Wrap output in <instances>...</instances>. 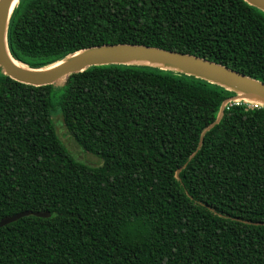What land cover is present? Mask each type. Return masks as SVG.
<instances>
[{
  "label": "trees",
  "instance_id": "16d2710c",
  "mask_svg": "<svg viewBox=\"0 0 264 264\" xmlns=\"http://www.w3.org/2000/svg\"><path fill=\"white\" fill-rule=\"evenodd\" d=\"M119 44L264 83V12L244 0H19L8 28L31 69ZM234 96L146 66L41 87L0 68V221L31 213L0 228V264H264V107L231 102L207 131Z\"/></svg>",
  "mask_w": 264,
  "mask_h": 264
},
{
  "label": "water",
  "instance_id": "95a60500",
  "mask_svg": "<svg viewBox=\"0 0 264 264\" xmlns=\"http://www.w3.org/2000/svg\"><path fill=\"white\" fill-rule=\"evenodd\" d=\"M244 1L264 12V0ZM18 2L19 0H0V68L14 81L35 87L54 85L65 81L72 74L104 65L146 66L192 76L235 93L234 97L224 103L218 119L207 131L221 121L225 106L231 102L244 101L264 107V83L206 59L156 47L130 44L103 45L70 55L48 68H28L16 61L8 48L9 23ZM186 166L187 164L184 168ZM181 171L182 169H179L176 173L178 179ZM30 214L27 212L5 218L0 221V228ZM34 215L43 218L51 216L49 213Z\"/></svg>",
  "mask_w": 264,
  "mask_h": 264
},
{
  "label": "rangeland",
  "instance_id": "374dc122",
  "mask_svg": "<svg viewBox=\"0 0 264 264\" xmlns=\"http://www.w3.org/2000/svg\"><path fill=\"white\" fill-rule=\"evenodd\" d=\"M62 82H65V81H62ZM63 137V136H62ZM69 149L71 151V153L74 155V156H78V155H81L80 157L90 163V164H99L100 163V160L92 155H88V154H82L79 147L74 143V142H71L70 145H69Z\"/></svg>",
  "mask_w": 264,
  "mask_h": 264
},
{
  "label": "built area",
  "instance_id": "2783aa9c",
  "mask_svg": "<svg viewBox=\"0 0 264 264\" xmlns=\"http://www.w3.org/2000/svg\"><path fill=\"white\" fill-rule=\"evenodd\" d=\"M238 102L244 103L247 107H251V108H260L261 107L260 105L253 104L250 102H244V101H238Z\"/></svg>",
  "mask_w": 264,
  "mask_h": 264
},
{
  "label": "bare ground",
  "instance_id": "6f19581e",
  "mask_svg": "<svg viewBox=\"0 0 264 264\" xmlns=\"http://www.w3.org/2000/svg\"><path fill=\"white\" fill-rule=\"evenodd\" d=\"M16 1V0H15ZM147 63V62H146ZM157 65H161V64H157Z\"/></svg>",
  "mask_w": 264,
  "mask_h": 264
}]
</instances>
